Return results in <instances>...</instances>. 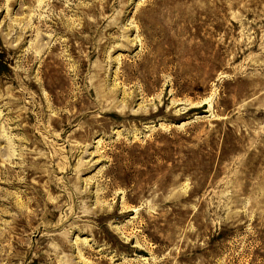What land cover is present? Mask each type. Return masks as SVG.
<instances>
[{
    "label": "rangeland",
    "instance_id": "rangeland-1",
    "mask_svg": "<svg viewBox=\"0 0 264 264\" xmlns=\"http://www.w3.org/2000/svg\"><path fill=\"white\" fill-rule=\"evenodd\" d=\"M0 264H264V0H0Z\"/></svg>",
    "mask_w": 264,
    "mask_h": 264
}]
</instances>
